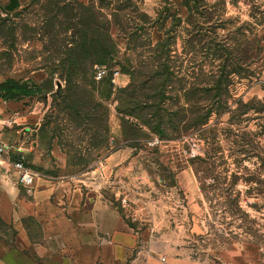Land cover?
<instances>
[{"label": "rangeland", "instance_id": "obj_1", "mask_svg": "<svg viewBox=\"0 0 264 264\" xmlns=\"http://www.w3.org/2000/svg\"><path fill=\"white\" fill-rule=\"evenodd\" d=\"M108 24L113 56L84 75L76 57ZM144 74L165 97L134 99L164 105V136L118 109ZM10 78L35 91L0 93V138L37 181L102 192L141 241L168 235L166 255L188 264H264V0H0V83ZM11 210H0L10 244Z\"/></svg>", "mask_w": 264, "mask_h": 264}, {"label": "crops", "instance_id": "obj_2", "mask_svg": "<svg viewBox=\"0 0 264 264\" xmlns=\"http://www.w3.org/2000/svg\"><path fill=\"white\" fill-rule=\"evenodd\" d=\"M11 168L0 164L5 196L0 194V210L5 204L12 208L8 228L13 231L11 244L0 239V264H29V249L37 255L32 264L189 263L186 257L166 255L168 235L141 241L139 232L124 224L117 207L102 192L83 193L75 186L65 195L61 189L65 183L44 184L35 176L31 185H23L33 193L28 200L20 194L18 172L15 179L8 173ZM48 206L56 210L42 218L39 212ZM29 217L36 219L35 227L27 224Z\"/></svg>", "mask_w": 264, "mask_h": 264}, {"label": "trees", "instance_id": "obj_3", "mask_svg": "<svg viewBox=\"0 0 264 264\" xmlns=\"http://www.w3.org/2000/svg\"><path fill=\"white\" fill-rule=\"evenodd\" d=\"M113 44L114 43L110 32V25L108 24V26L106 27V38L103 39V41L100 43L95 39V37H93L92 39H90V43L88 42V45H85V47H87V53H85V55L83 56L76 57L78 63L81 60L85 61L84 63H82L81 68L78 67L77 71L82 72L84 75H86V72L89 70L87 67V63L93 65L96 62L102 63L111 58L113 56ZM144 76H146V74H144ZM146 77L147 78L144 79L142 84H140V82L135 85H128L125 88H121L119 90V92L124 93V95L120 98L122 101V105L119 106L118 109L125 115L128 114L131 116H135L136 118H140L141 124L148 126L151 131L164 136L163 134L166 131L165 125L168 122L164 118L163 114V111L166 110L164 105L158 102L156 105H154L155 107H153V105L148 104V102L143 99H140L139 101H136L134 99L137 90H142L145 88H152L153 90H155L156 96H159L161 99L165 97L166 92L165 88H163L164 85L161 84L162 82L158 85L157 77H155L154 74H149ZM111 79L112 76L110 75L108 82L113 87ZM149 81H151L152 87H148ZM134 86L135 88H133ZM34 91V83L28 79L16 80L10 78L0 83V93H2L3 96L7 99H15L21 96H28L31 95ZM138 111H144V113H142V117L141 115H139V113H137ZM149 114L152 115L149 116ZM153 115L155 116L154 119H152ZM191 123L195 124V121L191 120Z\"/></svg>", "mask_w": 264, "mask_h": 264}, {"label": "built area", "instance_id": "obj_4", "mask_svg": "<svg viewBox=\"0 0 264 264\" xmlns=\"http://www.w3.org/2000/svg\"><path fill=\"white\" fill-rule=\"evenodd\" d=\"M119 72H115L114 75L118 74ZM96 76L98 78L102 76L108 75V69L106 66L97 65L96 66ZM12 147L11 145L0 138V164L6 163L13 169L18 172V181L22 185L29 186L35 180V171L30 167L28 163V158L26 153L18 148L16 152V157L13 158L11 156ZM164 259V258H163Z\"/></svg>", "mask_w": 264, "mask_h": 264}]
</instances>
